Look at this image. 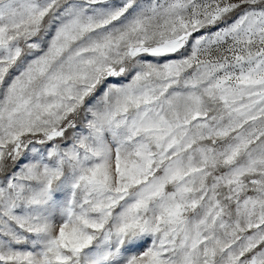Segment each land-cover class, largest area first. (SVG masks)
I'll return each instance as SVG.
<instances>
[{"label": "snow or ice", "instance_id": "6c2138e0", "mask_svg": "<svg viewBox=\"0 0 264 264\" xmlns=\"http://www.w3.org/2000/svg\"><path fill=\"white\" fill-rule=\"evenodd\" d=\"M0 264H264V0H0Z\"/></svg>", "mask_w": 264, "mask_h": 264}]
</instances>
